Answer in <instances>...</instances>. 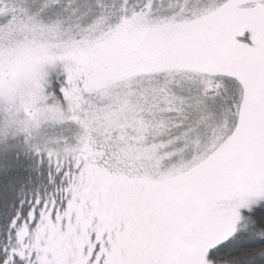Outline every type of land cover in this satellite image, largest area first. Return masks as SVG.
<instances>
[{"label":"snow or ice","instance_id":"6c2138e0","mask_svg":"<svg viewBox=\"0 0 264 264\" xmlns=\"http://www.w3.org/2000/svg\"><path fill=\"white\" fill-rule=\"evenodd\" d=\"M28 167L0 264H54L31 230L81 204L64 264H264V0H0V193Z\"/></svg>","mask_w":264,"mask_h":264},{"label":"trees","instance_id":"16d2710c","mask_svg":"<svg viewBox=\"0 0 264 264\" xmlns=\"http://www.w3.org/2000/svg\"><path fill=\"white\" fill-rule=\"evenodd\" d=\"M39 179L40 173L28 167L22 186L13 185L7 191L0 193V229L7 225L9 217L16 211L15 200L21 187L25 192L35 189L39 186ZM56 215L57 218L53 219L51 206L47 211L42 210L36 227L31 230L29 240L44 254L45 262L51 256L54 264H64L72 255L71 249L86 242L85 229L91 228L94 216L92 211L83 204L66 206L65 213H60L58 210ZM21 227L27 235V226L22 224Z\"/></svg>","mask_w":264,"mask_h":264},{"label":"rangeland","instance_id":"374dc122","mask_svg":"<svg viewBox=\"0 0 264 264\" xmlns=\"http://www.w3.org/2000/svg\"><path fill=\"white\" fill-rule=\"evenodd\" d=\"M24 3L25 0H9V4L17 11L22 9ZM174 3L175 0H159L160 7L164 9ZM69 43L68 36L63 32H36L25 44L17 45L14 50L6 52L5 59L7 61L11 57V68L14 71H29L41 59L39 53L42 48L66 46ZM99 99L103 103L106 97L102 95Z\"/></svg>","mask_w":264,"mask_h":264}]
</instances>
